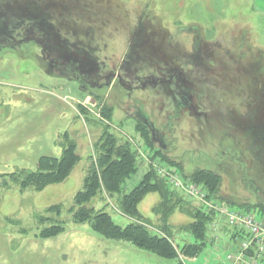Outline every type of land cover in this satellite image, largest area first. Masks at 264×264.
<instances>
[{"label":"rangeland","instance_id":"1","mask_svg":"<svg viewBox=\"0 0 264 264\" xmlns=\"http://www.w3.org/2000/svg\"><path fill=\"white\" fill-rule=\"evenodd\" d=\"M23 6L48 18L38 19L43 28L52 22L69 37L65 49L39 27L21 30L30 21ZM3 20L26 43L12 48ZM0 22V264H175L75 221V197L107 132L140 155L126 193L160 149L184 176L198 168L219 173L218 200L231 208L264 209V12L252 0H0ZM176 69L182 77L172 80ZM67 139L79 156L69 176L42 190L23 184L42 156H61ZM118 198L98 193L89 205L126 226ZM159 202L151 192L139 204L151 229ZM58 204L60 212L49 210ZM191 221L182 208L170 217L179 246L194 241L182 228ZM56 223L65 230L41 237ZM235 244L222 233L183 261L228 264Z\"/></svg>","mask_w":264,"mask_h":264},{"label":"trees","instance_id":"2","mask_svg":"<svg viewBox=\"0 0 264 264\" xmlns=\"http://www.w3.org/2000/svg\"><path fill=\"white\" fill-rule=\"evenodd\" d=\"M25 2L26 0H22V3ZM21 14H25L29 20L36 18V20L46 21L48 19L44 15L32 14L27 8L22 10ZM17 19L19 25L24 24L25 21L23 22L22 18ZM27 27H21V30H27ZM3 36L5 38L6 34ZM20 43L24 44L26 41ZM16 45L12 48H15ZM141 130L145 142L150 146L153 141L150 132L142 128ZM63 146L62 154L59 157L42 156L36 171L25 174L26 181L23 184H30L35 189L42 190L47 185L63 182L71 173L79 157L74 140L67 139ZM97 150L96 162L90 166L84 186L75 197V203L78 205L74 211L75 221H89L92 223L93 229L104 237L129 241L141 249L174 259L175 264H185L183 258L197 257L209 243H212L213 235L210 233V224L214 220V213L206 212L201 204L188 199L180 191L173 189L151 165L139 183L128 193L124 192L126 182L140 169V155L128 141L123 142L114 134L107 132L97 143ZM154 155L165 162L177 165L183 173V166L171 160L160 149L155 150ZM184 177L206 189L209 198L218 200L217 194L222 184V176L219 173L198 168ZM151 192H157L160 195V202L153 208V212L159 220L157 229L150 228L153 226L151 220L143 217L139 209L140 202ZM98 193H108L111 196L119 195L117 201L119 211L131 219L130 223L121 226L114 221L107 211L96 210L90 206L91 199ZM60 206L59 204L53 205L49 210L60 212ZM245 206L246 210L249 211L254 207L252 204ZM178 208H182L192 218V221L182 225V228L184 233L194 237V241L187 242L183 246H179L177 241L174 242V234L170 224V217ZM260 211L264 213L263 208ZM64 230L63 225L56 223L49 228H43L40 235L43 238H48L56 236ZM181 254L184 257H181Z\"/></svg>","mask_w":264,"mask_h":264},{"label":"built area","instance_id":"3","mask_svg":"<svg viewBox=\"0 0 264 264\" xmlns=\"http://www.w3.org/2000/svg\"><path fill=\"white\" fill-rule=\"evenodd\" d=\"M151 165L159 176L173 188L182 192L190 200L201 204L205 211L214 213L210 224L211 234L215 241L221 239L223 227L229 228L238 243L237 249H231L227 255L228 264H264V213L259 215L246 210L241 211L229 205L209 198L208 191L202 186L185 179L177 165L150 158Z\"/></svg>","mask_w":264,"mask_h":264},{"label":"flooded vegetation","instance_id":"4","mask_svg":"<svg viewBox=\"0 0 264 264\" xmlns=\"http://www.w3.org/2000/svg\"><path fill=\"white\" fill-rule=\"evenodd\" d=\"M50 23L49 24H50L51 30L49 31L48 28H43L42 22H40V20H36V18H35V19H32L29 21L27 30H29V32L31 33L32 31L35 32L37 30L36 28L39 27L43 31V32L42 31L41 32L46 35L47 39L50 42H52V40L55 39L57 41V43L60 42V45H57V44H55V45L65 49V44L68 45L67 41H69V37L68 36L62 37L61 34L59 33L58 28L52 22H50ZM1 25H3V30H2L3 34H6L5 38H10L14 45L21 42L20 38H16V36H14L17 33L16 28L14 29L15 26H12V27L8 26V22L6 20H3ZM6 28H7V30H6ZM17 28H19V26H17ZM13 32H15V33L13 34ZM60 36H61V38H60ZM24 40H25V38H24ZM24 40H22V41H24ZM86 51L89 52V49ZM89 59L91 60V58H89ZM91 69H94V67H91ZM181 74H182V71L176 69V72L172 74V80H173V78L180 79L182 77ZM182 82L184 83V86H186V84H185L186 80L182 79ZM184 86H182V87H184ZM193 107L197 108L196 104L193 105Z\"/></svg>","mask_w":264,"mask_h":264},{"label":"crops","instance_id":"5","mask_svg":"<svg viewBox=\"0 0 264 264\" xmlns=\"http://www.w3.org/2000/svg\"><path fill=\"white\" fill-rule=\"evenodd\" d=\"M252 1L254 2L255 5L258 6V8H260L264 12V0H252ZM227 234H228V236L230 238L237 239V236L235 237V235L233 233L232 234L227 233ZM238 243L236 242L237 245L236 244L235 245H232L230 249H237Z\"/></svg>","mask_w":264,"mask_h":264}]
</instances>
